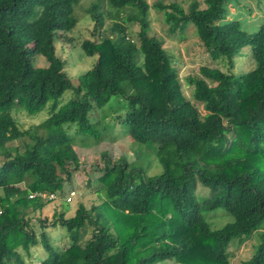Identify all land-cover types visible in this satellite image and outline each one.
<instances>
[{
  "label": "trees",
  "instance_id": "1",
  "mask_svg": "<svg viewBox=\"0 0 264 264\" xmlns=\"http://www.w3.org/2000/svg\"><path fill=\"white\" fill-rule=\"evenodd\" d=\"M80 1L0 0V264H26L18 248L29 253L37 245L47 253L41 264H230L231 242L242 243L260 228L246 264H264V23L248 33L239 20H225L231 0H203V8L192 0L186 9L175 1L154 4L170 33L191 23L212 60L228 67L203 65L187 77L201 113L183 94L162 39L149 34L147 0H105L106 13L102 0L90 4L92 32L99 38L81 47L96 60L73 86L55 41L58 32L75 27ZM107 17L110 35L104 30ZM133 23L139 27L134 37L128 29ZM245 46L253 67L235 73L234 60ZM36 55L47 65L36 66ZM67 89L75 96L59 105ZM112 97L125 100L115 122L153 151L162 170L149 175V166L138 167L125 156L110 161L103 153L104 198L89 208L79 203L72 216L54 215L51 225L64 227L70 240L58 249L44 220L36 235L27 210L51 201L40 193H62L69 164L79 165L69 128L98 143L101 132L91 111ZM49 101V114L36 127L43 134L21 129L12 116L13 109L36 114ZM26 135L32 143L23 152L7 145ZM197 182L209 188L203 200ZM217 208L233 220L212 228L204 212ZM87 226L92 231L83 240Z\"/></svg>",
  "mask_w": 264,
  "mask_h": 264
},
{
  "label": "rangeland",
  "instance_id": "2",
  "mask_svg": "<svg viewBox=\"0 0 264 264\" xmlns=\"http://www.w3.org/2000/svg\"><path fill=\"white\" fill-rule=\"evenodd\" d=\"M96 0H81L74 9V15L77 18L75 27L69 32H58L55 41V53L65 61L64 71L71 80L73 86L78 83V76L92 67L96 60V55L88 56L81 47L84 40L98 41V33L93 34V20L87 9L92 2ZM159 0H147L150 4L149 21L150 35H155L162 39L163 47L172 59L173 66L176 67L181 88L185 97L194 102L201 113H205L202 105L196 102L192 96L193 86L188 84L187 77L199 74V68L203 65L211 67H219L222 70H228L225 63H219L209 56L208 52L200 43L194 26L190 23L185 30H177L174 33L168 31L169 23L165 21L164 14L158 10L154 4ZM164 3L175 1L180 3L185 9L192 0H162ZM200 7H205L203 0H197ZM110 9L105 2L101 1V10L106 13ZM225 20L237 19L241 24V28L248 33L255 32L259 26L264 23V0H231L225 4ZM112 20L107 17L104 30L110 35L109 27ZM130 34L134 35L139 27L136 23L128 24ZM242 55L234 60L232 71L235 73L247 71L253 67L250 60V49L245 46L241 50ZM46 59L41 55H36L34 64L36 66H46ZM75 96L72 89H67L58 99L59 105L67 103ZM52 101L38 113L28 115L23 109H13L12 116L18 122L21 129L29 130L30 134H43V130L36 128L49 114V107ZM125 100L118 97H112L109 103L97 110H92L90 119L96 128L101 132L102 139L96 143L93 138L75 132L74 125L69 128V133L75 140L74 149L78 155L79 165L74 168L73 164H69L70 178L66 181L62 188V193H53L55 196L50 198L51 201L41 210H27L26 219L29 225L39 236L43 228L40 226L41 220H44V230L49 235L53 245L58 249H64L70 243L67 231L64 227L56 225L52 226L51 222L55 214L66 211L65 216L74 215L75 209L79 203H83L89 208L93 204L99 203L103 198L102 184L99 176L102 174L101 168L104 165L103 153H107L110 161H115L119 157L125 156L129 161L136 160L135 165L138 167L149 166L146 170L147 174L153 175L162 170L160 163L154 156L151 149L145 147L146 144L135 142L131 139L125 127L115 122V113H123L125 108ZM111 106V107H109ZM113 108V110H111ZM230 136V134H229ZM32 143L29 136L8 142V146H14L20 152ZM136 158V159H135ZM20 185L23 186V183ZM75 191V195L68 200L69 192ZM209 188L197 182L196 195L199 200H203L209 196ZM3 195L0 189V196ZM67 207V208H65ZM1 209V208H0ZM206 220L212 228H220L227 222L233 220L224 209L217 208L204 212ZM264 226V223H263ZM261 228L255 231L247 240L242 243L231 242L229 247L230 264H246V261L252 255L256 245L259 242L258 233ZM91 226L86 227L83 240L90 236ZM23 256L26 264H41V260L47 255L46 251L40 246H33L26 253L22 248H18ZM156 264H177L174 260H165Z\"/></svg>",
  "mask_w": 264,
  "mask_h": 264
},
{
  "label": "built area",
  "instance_id": "3",
  "mask_svg": "<svg viewBox=\"0 0 264 264\" xmlns=\"http://www.w3.org/2000/svg\"><path fill=\"white\" fill-rule=\"evenodd\" d=\"M40 195L43 197V199H46V198H53V196H55L53 193H40ZM75 195V191L72 190L71 192H69V195H68V200H71L72 199V196ZM30 196H33V194H31Z\"/></svg>",
  "mask_w": 264,
  "mask_h": 264
}]
</instances>
